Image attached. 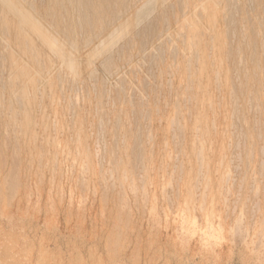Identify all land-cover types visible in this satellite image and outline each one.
Masks as SVG:
<instances>
[{
    "label": "rangeland",
    "instance_id": "374dc122",
    "mask_svg": "<svg viewBox=\"0 0 264 264\" xmlns=\"http://www.w3.org/2000/svg\"><path fill=\"white\" fill-rule=\"evenodd\" d=\"M4 2L0 264H264V0Z\"/></svg>",
    "mask_w": 264,
    "mask_h": 264
},
{
    "label": "bare ground",
    "instance_id": "6f19581e",
    "mask_svg": "<svg viewBox=\"0 0 264 264\" xmlns=\"http://www.w3.org/2000/svg\"><path fill=\"white\" fill-rule=\"evenodd\" d=\"M145 1H149V0H145ZM153 1V0H152ZM155 1V0H154ZM157 1V0H156ZM5 2H6V0H5ZM4 2V3H5ZM135 1H133V3H134ZM133 3L131 4V5H133ZM147 3H151V1L150 2H146V4ZM176 3V2H175ZM142 4V3H141ZM144 4V3H143ZM189 4H190V1H189ZM134 5H135V3H134ZM148 5V4H147ZM160 6V5H159ZM63 7V6H62ZM129 7V6H128ZM132 7H135V6H132ZM131 7V8H132ZM143 7V6H142ZM141 7V8H142ZM145 7V6H144ZM153 7V6H152ZM13 8V7H12ZM123 8H125V9H127L126 7H123ZM190 8V7H189ZM200 8V7H199ZM64 9V8H63ZM62 9V10H63ZM17 10V9H16ZM15 10V11H16ZM28 10V9H27ZM129 10V9H128ZM202 10V9H201ZM8 11V10H7ZM29 11V10H28ZM168 12V11H167ZM16 13H18V10H17V12ZM129 13V12H128ZM25 14H27V11H26V13ZM19 15V14H18ZM125 15V14H124ZM29 16H30V18H31V15H30V13H29ZM33 16V15H32ZM51 16V15H50ZM52 16H53V14H52ZM119 16V15H118ZM45 17V16H44ZM131 17V16H130ZM33 18V17H32ZM47 18H48V16H47ZM52 18H54V17H52ZM196 18V17H195ZM18 19V18H17ZM28 19V18H27ZM49 19V18H48ZM35 21H37V20H35ZM34 21V22H35ZM199 21V20H198ZM29 22V21H28ZM32 22V21H31ZM183 22V21H182ZM187 22V21H186ZM37 23V22H36ZM25 25V24H24ZM27 25V24H26ZM28 25H32V24H28ZM37 25V24H36ZM38 25H40V23L38 22ZM122 27V26H121ZM118 28V27H117ZM126 28V27H125ZM27 29V28H26ZM33 29H34V27H33ZM62 29H63V27H62ZM127 30L129 29L128 27L126 28ZM35 30V29H34ZM121 31H123V30H121ZM18 32V31H17ZM21 33H23V32H21ZM47 33H48V31H47ZM120 33V32H119ZM118 33V34H119ZM123 33H125V32H123ZM25 34V33H24ZM117 34V35H118ZM41 35V34H40ZM45 35V34H44ZM123 35V34H122ZM178 35V34H177ZM25 36V35H24ZM28 36V35H27ZM50 36H53V35H50ZM167 36H168V34H167ZM179 36V35H178ZM29 37V36H28ZM26 38V37H25ZM49 38V37H48ZM30 39H31V37H30ZM43 39V38H42ZM55 41V40H54ZM52 42V41H51ZM57 42V41H56ZM21 43H22V41H21ZM53 43V42H52ZM115 43V42H114ZM172 43V42H171ZM56 44V43H55ZM172 45V44H171ZM22 46V45H21ZM31 46H32V44H31ZM47 47H49V46H47ZM53 48V47H52ZM106 49H108V48H106ZM171 49V48H170ZM51 50V49H50ZM63 50V49H62ZM152 51V50H151ZM53 52V51H52ZM52 52H50V53H52ZM153 52V51H152ZM77 53V52H76ZM182 53V52H181ZM16 54V53H15ZM30 56V55H29ZM143 56V55H142ZM39 57V56H38ZM34 58V57H33ZM41 58V57H40ZM67 58V57H66ZM57 59V58H56ZM68 59V58H67ZM91 59V58H90ZM90 59H88V60H90ZM34 60V59H33ZM71 60H73V59H71ZM38 61V60H37ZM64 61V60H63ZM62 61V62H63ZM144 61V60H143ZM69 62V61H68ZM67 62V63H68ZM65 63V62H64ZM64 63H62V64H64ZM71 63V62H70ZM89 63V62H88ZM69 64V63H68ZM68 64H66V65H68ZM73 64V63H72ZM23 65V64H22ZM26 65V64H25ZM91 65V64H90ZM26 66H28V65H26ZM77 66V65H76ZM80 66V65H79ZM70 67V66H69ZM73 67V66H72ZM90 67V66H89ZM190 67V66H189ZM66 68V67H65ZM68 68V67H67ZM72 69V68H71ZM70 71V70H69ZM73 71H75L74 69H73ZM78 71V70H77ZM86 71V70H85ZM188 71H189V69H188ZM47 72V71H46ZM72 72V71H71ZM54 73V72H53ZM74 73V72H73ZM124 73V72H123ZM75 74H76V72H75ZM28 75V74H27ZM48 75V74H47ZM52 75V74H51ZM78 78V77H77ZM127 78V77H126ZM74 79H75V77H74ZM188 79H189V77H188ZM187 79V80H188ZM74 81V80H73ZM8 82V81H7ZM171 82V81H170ZM26 85V84H25ZM133 86V85H132ZM27 88V87H26ZM171 88V87H170ZM28 89V88H27ZM81 89V88H80ZM21 92V91H20ZM28 92V91H27ZM81 93V92H80ZM29 96V95H28ZM143 96V95H142ZM77 97V96H76ZM190 99V98H189ZM59 102V101H58ZM113 106V105H112ZM34 108V107H33ZM157 111V110H156ZM27 116V115H26ZM172 121V120H171ZM173 122V121H172ZM171 122V123H172ZM171 125V124H170ZM101 125H99V127H100ZM25 127V126H24ZM197 131V130H196ZM78 138V137H77ZM151 141V140H150ZM199 156V155H198ZM199 158V157H198Z\"/></svg>",
    "mask_w": 264,
    "mask_h": 264
}]
</instances>
